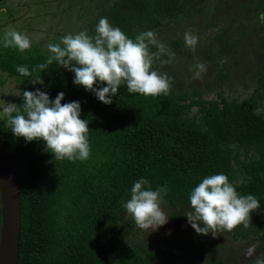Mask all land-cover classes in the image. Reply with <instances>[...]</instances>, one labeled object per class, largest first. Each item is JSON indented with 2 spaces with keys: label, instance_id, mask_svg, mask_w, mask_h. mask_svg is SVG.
I'll list each match as a JSON object with an SVG mask.
<instances>
[{
  "label": "trees",
  "instance_id": "1",
  "mask_svg": "<svg viewBox=\"0 0 264 264\" xmlns=\"http://www.w3.org/2000/svg\"><path fill=\"white\" fill-rule=\"evenodd\" d=\"M221 1L95 0L80 14L88 16L96 8L94 29L106 17L133 40L144 31L157 34L167 52L153 58L152 69L171 78L169 92L159 96L129 93L122 83L113 102L105 105L75 85L74 73L55 61L32 72L50 54L0 45L2 72L25 91L39 88L53 100L63 92L62 103L79 101L80 118L89 127L88 159L54 160L42 140L15 137L0 116V134L20 187L18 264H173L171 245L177 247L179 264H197L196 259L223 264L221 248L206 236L193 232L176 240L168 232L172 222L188 224L184 213L190 210L192 189L221 173L238 194L254 195L260 208L247 228L241 224L219 234L264 253V26L235 18L233 12L219 13L215 4ZM225 1L232 10L231 2L244 0ZM247 2L264 10V0ZM186 31L198 37L206 31L195 50L185 46ZM149 51L158 49L149 45ZM197 59L207 66L203 79H193L189 72ZM17 66H26L32 75L21 76ZM185 75L190 77L186 82ZM37 76L43 85L30 83ZM14 103L19 106L22 97ZM141 178L153 190L168 187L164 200L170 217L156 232L137 229L122 208ZM1 217L0 195V232Z\"/></svg>",
  "mask_w": 264,
  "mask_h": 264
},
{
  "label": "clouds",
  "instance_id": "2",
  "mask_svg": "<svg viewBox=\"0 0 264 264\" xmlns=\"http://www.w3.org/2000/svg\"><path fill=\"white\" fill-rule=\"evenodd\" d=\"M258 18L264 23V12L259 13ZM94 33L91 37L85 31L67 34L60 38V42L47 44L50 55L46 63L34 67L32 72L43 71L55 61L74 73L75 85L93 93L105 105L113 102L112 97L117 95L122 83L126 84L129 93L159 96L169 92L171 78L152 69L153 58L167 52L166 45L159 42L154 31H144L133 40L119 26H113L108 18L101 17ZM183 38L185 46L195 50L199 37L186 31ZM2 42L4 48L24 52L32 46L33 40L25 33L9 29ZM149 45H155L158 52L150 53ZM16 71L24 77L32 75L26 66H17ZM206 71V64L198 59L189 67L193 79H202ZM29 81L33 85L44 84L40 76ZM103 84L107 86H100ZM21 95L19 106L12 102L0 105V116L15 137H23L29 143L42 140L45 151L52 153L54 160L88 159L89 127L88 121L80 118L79 101L62 103L63 92L53 100L39 88L23 91ZM167 192V185L153 190L146 179L137 180L131 187L130 198L122 204L125 216L130 217L134 226L144 233L156 232L168 223L170 217L164 200ZM188 200L190 210L184 213L187 223L198 235L211 234L214 238L219 233L232 232L241 224L247 228L251 214L260 208L254 195L238 194L234 184L222 173L203 178L192 189ZM255 253L256 245H252L244 255L252 258ZM252 264H264V255H255Z\"/></svg>",
  "mask_w": 264,
  "mask_h": 264
},
{
  "label": "rangeland",
  "instance_id": "3",
  "mask_svg": "<svg viewBox=\"0 0 264 264\" xmlns=\"http://www.w3.org/2000/svg\"><path fill=\"white\" fill-rule=\"evenodd\" d=\"M91 1L95 2V0H0V24L3 25L0 27V45L3 43L5 31L9 29L25 33L32 38V46L23 53L39 50L50 54L47 44L58 43L60 38L67 34H76L81 31H85L87 34H95V24L92 23L97 20L98 15L96 12L98 10L95 8V10L87 13L88 16H80ZM229 2L222 0L220 3H216L215 7L220 9L219 13L232 14L233 12L235 18L258 22L264 26V23H261L258 18V14L264 12L263 9L261 11L258 6L254 8L247 0H244L242 2H231L230 4L233 5L232 10H228L226 4ZM236 3L240 6L244 5V8L241 7V10ZM252 8L254 9L252 10ZM77 16L79 18H76ZM87 18L91 21H88V24L85 21ZM110 23L116 26L112 20ZM205 25H203L204 30H207L208 27ZM118 26L122 29V25L119 24ZM205 33L206 31H203L199 36L198 43ZM188 79H190L188 75L183 76V81L186 82ZM23 91H25L23 86L16 81V78L9 77L0 70V105L5 102L14 103L22 97L21 93ZM159 234L161 235L162 232H159ZM219 241L223 244L226 240L221 238Z\"/></svg>",
  "mask_w": 264,
  "mask_h": 264
},
{
  "label": "water",
  "instance_id": "4",
  "mask_svg": "<svg viewBox=\"0 0 264 264\" xmlns=\"http://www.w3.org/2000/svg\"><path fill=\"white\" fill-rule=\"evenodd\" d=\"M19 191L16 168L0 134V264H18L22 221Z\"/></svg>",
  "mask_w": 264,
  "mask_h": 264
},
{
  "label": "flooded vegetation",
  "instance_id": "5",
  "mask_svg": "<svg viewBox=\"0 0 264 264\" xmlns=\"http://www.w3.org/2000/svg\"><path fill=\"white\" fill-rule=\"evenodd\" d=\"M2 24H4V23H2ZM2 26L3 25H0V27H2ZM177 228L179 230H176ZM168 232H170L169 238L170 237H176L175 239L177 240V238L179 236H183V238H184V237H186V235L188 233H193V232H195V230L188 224L181 223V222H172V228H169ZM206 237L211 242L218 244L219 247L221 248L222 255H224V263L223 264H252V260L255 258V255H264V253L260 254L257 250L252 258H246L244 253L246 252L247 248L252 246V245L248 244L247 241H245L243 243L240 241H237L229 234H218L215 238L211 234H209ZM221 238H224V240H226L225 243L222 244L219 241V239H221ZM216 239H218V240H216ZM165 245L168 248V242H166ZM170 250H173L175 252V255H172V257H171L173 264H179V262L176 261V258H175V256L178 257V255H179V252L177 251L176 245H174V246L171 245V247H169V251ZM179 260H180V258H179ZM196 260H197V264H199L200 259H196Z\"/></svg>",
  "mask_w": 264,
  "mask_h": 264
},
{
  "label": "crops",
  "instance_id": "6",
  "mask_svg": "<svg viewBox=\"0 0 264 264\" xmlns=\"http://www.w3.org/2000/svg\"><path fill=\"white\" fill-rule=\"evenodd\" d=\"M1 25V24H0Z\"/></svg>",
  "mask_w": 264,
  "mask_h": 264
}]
</instances>
